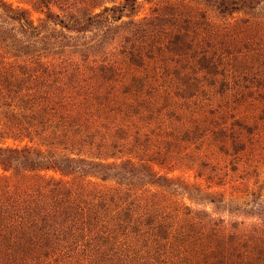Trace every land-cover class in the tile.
<instances>
[{
	"label": "rangeland",
	"instance_id": "rangeland-1",
	"mask_svg": "<svg viewBox=\"0 0 264 264\" xmlns=\"http://www.w3.org/2000/svg\"><path fill=\"white\" fill-rule=\"evenodd\" d=\"M1 3L8 30L0 64L20 74L0 72V147L55 151L84 162L88 172L80 164L72 175H2L0 190L15 187L13 197L21 186L31 189L36 175L53 179L47 199L31 202L41 208L35 214L49 208L58 215L25 225L0 220L11 225L0 237V264L6 256H35L37 264L36 252L51 245L46 232L75 215L74 193L89 203L91 218L99 211L107 220L88 230L93 236L80 240L87 247L78 246L66 264H143L138 249L155 228L169 246L182 238L190 248L199 244L202 251L191 253L188 264H264V0H137L109 33L86 24L79 32L55 28L58 41L65 33L67 39L31 57L15 52L26 17L41 28L54 13L75 26L125 0ZM43 61L48 73L54 66L63 71L48 77ZM26 68L39 74H23ZM19 92L40 98L33 115L32 99L18 105L9 98ZM19 120L36 128L18 133ZM97 161L109 165L95 169ZM119 197L124 205L114 215ZM122 223L117 231L124 234L111 236ZM138 229L145 234L137 236Z\"/></svg>",
	"mask_w": 264,
	"mask_h": 264
},
{
	"label": "trees",
	"instance_id": "trees-1",
	"mask_svg": "<svg viewBox=\"0 0 264 264\" xmlns=\"http://www.w3.org/2000/svg\"><path fill=\"white\" fill-rule=\"evenodd\" d=\"M56 1V0H55ZM62 0H60L61 2ZM218 0H210V4H215ZM137 0H125V5L123 6H113V7H105L103 12H100L98 14L90 13L89 15L85 16L84 21L78 25L72 26L70 24L64 23L62 19L59 18V16L54 15V13H49V17H47L44 22L42 23V27L39 28L35 25V22L33 19H30L29 17H26L25 25L22 27L21 36L25 37L28 36L27 39L17 38L14 42H16L15 45V52H17L19 57L23 56H36V54H39L42 50H52L56 49V46H59L60 41L63 39H67V34L65 33L64 36L60 38L58 41V37H54V34L57 33L55 31V28L62 27L63 29H68L69 32L73 30L74 32H79V29L83 25H87L90 27H93L98 30L99 35L107 34L110 31V26L114 21L122 20L123 17H121V14L124 11H128L129 13L133 11L134 4L128 6L130 3H136ZM47 4V3H46ZM5 3H1L0 0V9L5 8ZM130 9V10H129ZM14 11V9H12ZM3 12L5 10H2ZM220 12H222L220 10ZM226 12V11H225ZM134 15L131 14L129 17H133ZM56 18V20H55ZM25 18L22 17L19 18V21H23ZM0 20H4V18H0ZM136 20V19H135ZM135 20L131 22L135 23ZM0 21V38L5 33L6 29L8 30L6 24L4 22ZM73 22V21H72ZM44 33L40 37H33L40 35L43 32ZM65 31V30H64ZM82 31V29H81ZM9 35V34H8ZM3 38H5L3 36ZM69 38V36H68ZM6 39V38H5ZM54 40L55 44H54ZM129 41V40H128ZM43 42L44 44L42 47H40L38 43ZM32 49V51H31ZM25 52V53H24ZM57 54V53H53ZM132 54V53H131ZM135 55V54H134ZM3 62H5L3 60ZM8 65V66H7ZM16 66V65H15ZM7 67L12 70L11 74H20V70L16 67L10 66V64L1 63L0 64V72L5 73L4 69H7ZM43 67H46L44 61H43ZM42 68V67H41ZM43 70L48 73V69L43 68ZM63 70L56 66L53 67V71L48 73V77H57L59 74H61ZM7 72V71H6ZM39 74L38 69H28L23 72V74ZM33 77V76H32ZM11 98V101L17 100L18 105H22V102L28 101V99H32L33 104L28 107L30 109L31 114L33 115L35 113V108L37 107L38 101H40V98H32L29 94H24L22 92H19V95L15 97H9ZM17 98V99H16ZM10 102V107L14 106ZM16 107H22V106H16ZM19 112V111H14ZM21 112V111H20ZM24 115H27L25 112ZM52 123V121H51ZM36 128V124L33 122H30L27 124L24 121L19 120L18 123H16V132L18 133H27L29 134L30 130H34ZM11 128V130H14ZM44 130V129H43ZM80 164H82L81 168H87L84 165V162H80L72 156H65V155H59L55 151L50 152V150L47 152L46 150H43L41 148H31L26 147L25 149H11L8 147H0V167L2 170V173H0V179L3 178V174H11L12 170H17L22 174H29L30 172H36V171H53L57 173H65V174H76L78 171H82V169H79ZM109 164L105 161L95 162L92 163V167L95 169H99L101 167H107ZM85 170V169H84ZM88 172L87 170H85ZM86 173L81 174L84 176ZM152 174V173H151ZM99 176L105 177L108 175H104L99 173ZM37 182L33 184L30 188H24V186H21L18 188V193H15V197H13L12 189L15 187H9L5 190H0V220L6 219L8 222L16 223L25 225L28 223H31L33 220L34 224L35 222H40L39 219L43 221H54L57 218V213L54 211H51V209H47L42 212H39L35 214L34 212L37 211V209H41L38 205H33V202L31 201H38L42 199H47V195H49L50 191L52 190L51 185L57 184V182H54L53 179H47L43 175H36ZM6 178V176L4 177ZM7 177L6 179H8ZM164 180L169 181L172 180L168 177H162ZM153 180V176L150 178ZM157 182V181H154ZM163 187H166V185H163ZM178 190V189H177ZM24 196L27 194L24 199H22V195ZM3 197L7 198L6 201H3ZM116 198L113 199L115 201ZM70 201V205L74 207V214L71 215L69 218H66V221L60 222L55 229H50L46 233L48 236L45 240L51 242V245L47 242V244L44 246L43 253H38V263L37 264H66V259H69L70 256L74 258L76 254V249L79 246V249H85L86 244H82L80 240H87L88 236H93V234L86 235L88 230L92 232L93 225L99 224V222H103L105 224L106 217L101 215V213L94 212L93 218H91L89 212V203L88 202H82L81 198L78 199L75 197V193L72 194ZM86 201V200H85ZM124 203L122 202V199L119 197L117 200V209H114L113 214H118V209L122 208ZM123 213L128 214V210H123ZM142 212V210L138 209V211H134L133 214H138ZM34 213V214H33ZM88 213V214H87ZM50 217H53L50 219ZM55 217V218H54ZM61 219V217L59 218ZM105 219V220H104ZM61 221V220H60ZM4 225L0 224V237L7 231L9 225L7 222H3ZM68 224V226H67ZM81 224V225H79ZM53 225V224H52ZM74 227V229L71 228ZM11 225H9L10 227ZM111 228L115 229V226L110 225ZM126 225L124 223L118 225L116 230L109 231V234L111 236L116 235H123L120 234L117 229L118 228H125ZM126 232H128L127 228L125 229ZM155 229H152V233L150 234V237L148 238L146 245L144 248L138 252L141 254V256L144 258L145 262L143 264H188L190 263L191 257L190 254L194 255L197 254L198 251H202L199 247V244L197 243V246L190 248L188 242H183L185 238L182 239H175L174 244L167 243L169 241L168 237H161L155 236L154 231ZM69 232V233H68ZM137 236L140 237V235L145 234L141 229L136 230ZM53 235V236H51ZM56 236V237H54ZM82 237L81 239H79ZM166 238V239H165ZM88 243V242H86ZM130 242H128L125 247L127 248ZM167 245V248H166ZM192 246V245H191ZM152 248V249H151ZM85 251H81V254ZM194 252V253H193ZM208 254H206L207 256ZM168 256V257H167ZM35 258L33 256L30 260L29 257H21V258H15L11 260L12 258L10 256H6L5 258H2L3 263L2 264H33L32 260ZM37 259V258H36ZM198 261V262H197ZM210 263V262H209ZM205 261L203 262V259L193 262L191 261V264H209ZM67 264H71L67 263Z\"/></svg>",
	"mask_w": 264,
	"mask_h": 264
}]
</instances>
